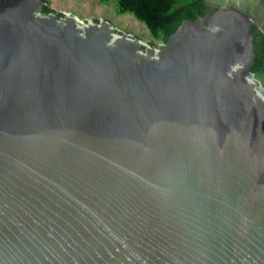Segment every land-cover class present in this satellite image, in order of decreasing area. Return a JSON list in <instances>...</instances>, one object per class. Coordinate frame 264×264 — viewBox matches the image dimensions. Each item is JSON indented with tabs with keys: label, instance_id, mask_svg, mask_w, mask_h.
Wrapping results in <instances>:
<instances>
[{
	"label": "water",
	"instance_id": "water-1",
	"mask_svg": "<svg viewBox=\"0 0 264 264\" xmlns=\"http://www.w3.org/2000/svg\"><path fill=\"white\" fill-rule=\"evenodd\" d=\"M168 25L0 0V264H264V34L201 1Z\"/></svg>",
	"mask_w": 264,
	"mask_h": 264
},
{
	"label": "rangeland",
	"instance_id": "rangeland-1",
	"mask_svg": "<svg viewBox=\"0 0 264 264\" xmlns=\"http://www.w3.org/2000/svg\"><path fill=\"white\" fill-rule=\"evenodd\" d=\"M211 6L230 4L240 11L250 15L254 23L264 34V0H209ZM46 5L62 12H68L80 19L91 17L107 19L119 30L138 36L143 42L147 40L160 42L153 39L145 24L135 19L131 14L119 12L114 0H46ZM257 78V77H256ZM264 91V79L257 78Z\"/></svg>",
	"mask_w": 264,
	"mask_h": 264
},
{
	"label": "trees",
	"instance_id": "trees-1",
	"mask_svg": "<svg viewBox=\"0 0 264 264\" xmlns=\"http://www.w3.org/2000/svg\"><path fill=\"white\" fill-rule=\"evenodd\" d=\"M101 1H109V0H101ZM114 1L118 5L119 12L129 13L138 21L143 22L147 27L150 36L153 39L159 40L160 42H162L163 35L169 30L168 15L175 7L193 1H201L205 4L210 5L209 0H114ZM261 8H264V6L261 5ZM257 47L262 54L261 66L260 68L253 71V73L255 74V77L264 79V38L257 45Z\"/></svg>",
	"mask_w": 264,
	"mask_h": 264
},
{
	"label": "bare ground",
	"instance_id": "bare-ground-1",
	"mask_svg": "<svg viewBox=\"0 0 264 264\" xmlns=\"http://www.w3.org/2000/svg\"><path fill=\"white\" fill-rule=\"evenodd\" d=\"M66 13H68V12H66ZM76 16V15H75ZM78 17V16H77ZM79 18V17H78ZM80 19V18H79ZM261 85V84H260ZM261 88H262V86H261ZM262 91H263V88H262Z\"/></svg>",
	"mask_w": 264,
	"mask_h": 264
}]
</instances>
